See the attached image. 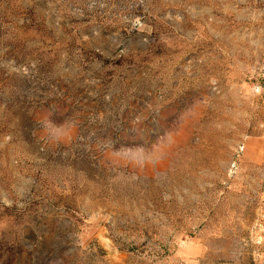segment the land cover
I'll use <instances>...</instances> for the list:
<instances>
[{
    "label": "rangeland",
    "instance_id": "374dc122",
    "mask_svg": "<svg viewBox=\"0 0 264 264\" xmlns=\"http://www.w3.org/2000/svg\"><path fill=\"white\" fill-rule=\"evenodd\" d=\"M0 264H264V0H0Z\"/></svg>",
    "mask_w": 264,
    "mask_h": 264
}]
</instances>
